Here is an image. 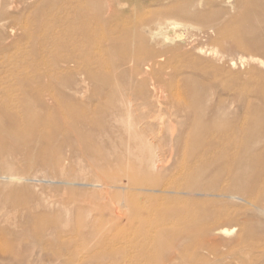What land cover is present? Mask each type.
Returning <instances> with one entry per match:
<instances>
[{
  "label": "bare ground",
  "instance_id": "6f19581e",
  "mask_svg": "<svg viewBox=\"0 0 264 264\" xmlns=\"http://www.w3.org/2000/svg\"><path fill=\"white\" fill-rule=\"evenodd\" d=\"M27 1L30 0H18ZM98 1L49 0L46 10L39 13L29 42L43 43L44 32L48 31L44 21L53 11L65 16L64 24L69 19L75 23L90 17L86 13ZM132 1L102 0L105 13L91 18L97 24L119 27L122 39L154 46L168 40L164 33L175 32L187 18H192L211 31L215 43L229 41L230 50L240 53L239 65L244 71L228 72L232 79L243 82L248 75L254 79L244 89L229 95L228 100L194 86L185 89L182 101L185 104L173 105L185 131L177 135L169 149L157 155L131 120L132 98L122 95L119 105L111 108L107 115V120L115 123L111 127L103 125L105 119L92 107L91 99L87 103L80 99L83 83L74 79V74H78L75 61L60 57L53 61L54 67L65 76L36 70L18 72L8 81L3 78L4 82L0 81V259L7 263L21 260V256L11 252L15 233L7 212L14 205L21 206L23 211L17 222L23 228V235L39 229L51 230L53 239L47 245L67 250L73 247L74 239L62 230L68 223L62 226L55 222V227L41 221L31 227L27 225L32 210L26 202L19 201L31 192L30 187L43 184L60 186L66 194L84 197L95 205L98 200L113 197L124 213L121 219L113 217L116 208L104 206L95 208V212L88 209V219L84 220L79 208L74 209L78 228L82 230L77 231L75 238L82 245L88 242L91 246L81 256L68 250L64 254L67 262L174 264L186 257V251H193L201 261L216 262L221 260L223 251L233 256L237 250L258 248V233H253L249 225L254 221L260 228L258 232L264 230V175L260 173L264 171V0H220L224 4L230 1L234 13L215 10L219 0H140L139 8ZM5 3L6 0H0V7ZM32 53L42 56L43 49H32ZM167 53V50L149 49L146 60L165 58ZM140 62L142 59L135 60L136 64ZM249 62L257 67L245 68ZM229 65L236 67L232 60ZM133 72L144 88L147 79L143 71L137 66ZM82 74L87 81L99 80L118 93L113 76L104 77L99 71L86 70ZM168 91V87L160 86L146 98L150 103L163 102L169 98ZM212 96L217 100H211ZM253 100L258 102L253 113H243ZM153 117H157L156 112ZM185 148L191 150V157L179 166L178 156ZM48 200L49 197L38 195L36 207L47 211ZM140 202L148 204L145 217L128 215ZM230 207L244 209L249 214L240 217ZM102 211L109 214L105 223ZM44 215L49 216L47 212ZM156 217H161L160 225L147 230V220ZM171 219L178 223L174 226ZM126 223L132 228L129 233L122 230ZM237 228L239 233L233 240L218 237L229 236ZM127 249L130 252L125 253ZM58 257L62 258L63 254ZM258 257L264 258V251Z\"/></svg>",
  "mask_w": 264,
  "mask_h": 264
},
{
  "label": "rangeland",
  "instance_id": "374dc122",
  "mask_svg": "<svg viewBox=\"0 0 264 264\" xmlns=\"http://www.w3.org/2000/svg\"><path fill=\"white\" fill-rule=\"evenodd\" d=\"M137 1L140 0L132 2L139 8L141 5ZM48 2L49 0L41 2L6 0V3L0 7V81L4 82L3 78L8 81L21 71L31 73L36 70L50 71L54 75L65 76L63 71L54 67L53 61L59 57L71 59L76 62L78 67V74H74V79L83 83V93L78 96L86 103L91 99L92 107L102 120L105 119L103 125L106 124L110 127L115 125L113 121L107 120V115L111 108L116 107L120 96L125 95L132 98L131 120L137 124L138 133H141L144 140L152 144L153 152L157 155H160L164 149H169L177 135L185 131L183 120L180 119V115H177V110L173 108L177 102L185 104L182 102L185 89L194 86L203 92L206 90L215 92L216 95H221L224 100H228L229 95L237 92L240 88L244 89L254 79L252 75L246 76L243 82L232 79V75L229 73L244 71L239 65L240 53L233 49L230 50L231 42L229 41L224 44L215 43L211 39V31L199 25L192 18H187V21L183 22L184 25L176 29L175 32L164 33L163 36L168 37V40L161 42L160 46L136 40L127 41L128 39H122L124 37L121 38V34H118L121 32L119 27L111 23L97 24L95 19L91 18L96 15L102 16L105 13L106 8L102 7V0H99L98 4L90 6L91 12L86 13L90 17L80 19L75 23L69 19V22L64 24L65 16L53 11L50 17L44 21L45 29L48 31L44 32L46 36L43 43L41 45L32 44L28 40L29 35L33 33L39 20V13L46 10ZM71 2L76 3V0H71ZM232 8L233 4L230 1L224 4L219 0L215 4V10H227L234 13ZM41 48L43 55L34 56L32 49ZM153 48L161 51L167 50L168 53L165 58L146 60L147 52ZM137 58L142 59L143 62L136 64ZM231 60L236 64L235 69L229 65ZM262 60L264 61V59ZM249 63L245 64V68L257 67L256 64ZM137 66L140 67L147 79V85L144 88L140 86L138 78L133 72V68ZM85 70L93 73L99 71L104 77L113 76L117 82L116 92L118 91V93H114L109 89V86L100 83L99 80L87 81L85 75L82 74ZM50 85H54V82H50ZM160 86L168 87L169 98L163 101L164 103H150V99H147L146 96L152 95L154 90ZM215 96L210 97L211 100H217ZM256 105L258 102L253 100L250 106L243 109V113L251 115ZM159 109L162 110L159 112ZM164 111L165 113H163ZM155 112L156 118L153 117ZM181 135L183 136V134ZM190 157L191 150L189 148L182 149L178 156V165L187 162ZM260 173L262 176L264 175V171H260ZM35 186L30 187L31 192L23 195L19 201L26 202L32 210L31 219H27L28 227H31L34 222L39 224L40 221L48 222L51 227L56 226L55 222H60L62 226L68 223L63 226L62 230L74 239L73 247L68 250L75 256L85 253V248L91 246V243L85 242L82 245L75 238L77 231L82 230L78 228L74 209L79 208L81 219L86 220L88 219L86 217L88 209L95 212V208L108 206L112 209L115 207V212L112 211L113 217L123 218V210L116 206L117 203L113 197L98 200L95 205L84 197L66 194L60 186L45 184ZM38 195L49 197L46 203L47 211L42 207H36ZM146 206H148L146 202H140L128 215L145 217ZM229 210L236 212L240 217L249 214V211L235 207H230ZM66 211H70V213L66 215ZM44 212H47L49 216H45ZM101 213L105 223L109 220V214L107 211ZM94 214L99 215V212ZM57 215L60 217L57 218L58 220L55 219ZM7 216L12 222L11 229L15 233L11 252L21 256V260L7 263L0 259V264H84L76 260L65 261L64 254L67 253V248L47 245V241L53 239L51 230L45 232L39 229L37 232L31 231L29 234L23 235V228L17 225L23 216L21 206H12L8 209ZM128 219L132 222L131 216ZM160 220L161 217L147 220L145 228L147 230L156 228L160 225ZM170 222L174 226L178 223L176 219H171ZM249 226L253 233H258V240L256 239L258 248L251 251L248 249L237 250L233 256L227 255L223 251L221 260L216 262L201 261L202 259L193 251H186V257L177 260L174 264H264V258L258 257L264 251V230L258 232L260 228L254 221ZM131 229L130 224L126 223L122 230L129 233ZM238 233L239 229L237 228L229 236L219 234L218 237L229 241L233 240ZM126 252L130 251L127 249ZM58 254H63V257H58ZM140 264L162 263L143 262Z\"/></svg>",
  "mask_w": 264,
  "mask_h": 264
}]
</instances>
